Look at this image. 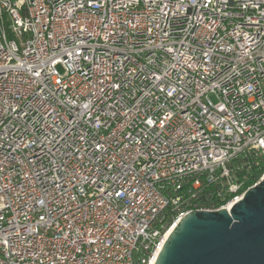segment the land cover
<instances>
[{
	"label": "built area",
	"instance_id": "2783aa9c",
	"mask_svg": "<svg viewBox=\"0 0 264 264\" xmlns=\"http://www.w3.org/2000/svg\"><path fill=\"white\" fill-rule=\"evenodd\" d=\"M262 178L264 0H0V264H154Z\"/></svg>",
	"mask_w": 264,
	"mask_h": 264
},
{
	"label": "water",
	"instance_id": "95a60500",
	"mask_svg": "<svg viewBox=\"0 0 264 264\" xmlns=\"http://www.w3.org/2000/svg\"><path fill=\"white\" fill-rule=\"evenodd\" d=\"M154 264H264V178L229 210L187 212Z\"/></svg>",
	"mask_w": 264,
	"mask_h": 264
},
{
	"label": "trees",
	"instance_id": "16d2710c",
	"mask_svg": "<svg viewBox=\"0 0 264 264\" xmlns=\"http://www.w3.org/2000/svg\"><path fill=\"white\" fill-rule=\"evenodd\" d=\"M263 171H257V172H253V174L251 176H249L245 182V186L244 187H247L248 185L254 183L258 177L261 175ZM202 188H205V192L206 194L209 196L212 191L214 190V186L211 185V184H208L206 182H203L202 183ZM171 223V218H168L167 219V222H166V226H168L169 224Z\"/></svg>",
	"mask_w": 264,
	"mask_h": 264
},
{
	"label": "bare ground",
	"instance_id": "6f19581e",
	"mask_svg": "<svg viewBox=\"0 0 264 264\" xmlns=\"http://www.w3.org/2000/svg\"><path fill=\"white\" fill-rule=\"evenodd\" d=\"M172 228H173V227H172ZM172 228L169 230V233L171 232ZM169 233H168V234H169Z\"/></svg>",
	"mask_w": 264,
	"mask_h": 264
},
{
	"label": "rangeland",
	"instance_id": "374dc122",
	"mask_svg": "<svg viewBox=\"0 0 264 264\" xmlns=\"http://www.w3.org/2000/svg\"><path fill=\"white\" fill-rule=\"evenodd\" d=\"M212 99H214V97H212Z\"/></svg>",
	"mask_w": 264,
	"mask_h": 264
}]
</instances>
